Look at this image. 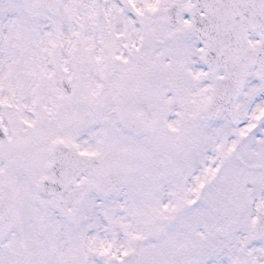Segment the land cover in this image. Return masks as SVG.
<instances>
[{
	"label": "snow or ice",
	"instance_id": "obj_1",
	"mask_svg": "<svg viewBox=\"0 0 264 264\" xmlns=\"http://www.w3.org/2000/svg\"><path fill=\"white\" fill-rule=\"evenodd\" d=\"M0 264H264V0H0Z\"/></svg>",
	"mask_w": 264,
	"mask_h": 264
}]
</instances>
